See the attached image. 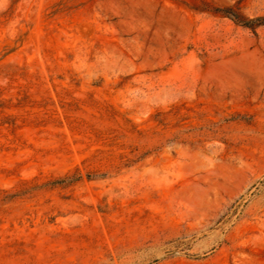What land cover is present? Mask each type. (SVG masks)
Returning a JSON list of instances; mask_svg holds the SVG:
<instances>
[{"label": "rangeland", "instance_id": "1", "mask_svg": "<svg viewBox=\"0 0 264 264\" xmlns=\"http://www.w3.org/2000/svg\"><path fill=\"white\" fill-rule=\"evenodd\" d=\"M264 0H0V264H264Z\"/></svg>", "mask_w": 264, "mask_h": 264}, {"label": "trees", "instance_id": "2", "mask_svg": "<svg viewBox=\"0 0 264 264\" xmlns=\"http://www.w3.org/2000/svg\"><path fill=\"white\" fill-rule=\"evenodd\" d=\"M221 11L231 17L235 22L247 27L254 28L257 25L264 24V16L249 19L243 16L239 11L235 10L233 7L224 8Z\"/></svg>", "mask_w": 264, "mask_h": 264}]
</instances>
